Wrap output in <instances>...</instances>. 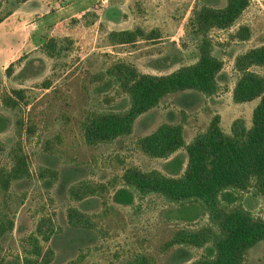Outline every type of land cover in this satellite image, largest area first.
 <instances>
[{
  "label": "rangeland",
  "instance_id": "374dc122",
  "mask_svg": "<svg viewBox=\"0 0 264 264\" xmlns=\"http://www.w3.org/2000/svg\"><path fill=\"white\" fill-rule=\"evenodd\" d=\"M202 2L223 7L227 0H30L0 23V112L9 119L0 131V165H10L13 149L21 145L31 173L7 190L0 185V218L15 222L0 242V264H24V257L31 254L30 236L36 235L43 217L50 218L56 228L50 241L38 235L44 251L54 252L48 264H189L203 254V249L192 247L166 249L165 243L178 228L202 224L204 217L183 221L157 195L133 205L117 204L113 193L128 167L175 175L171 161L177 155L187 160L185 149L165 160L139 148L138 140L162 123L184 122L190 142L207 128L219 105H232V113L244 114L252 125L251 108L259 99L233 102L238 77L235 58L264 44V0H252L232 27L210 32L215 54L224 60L217 94L209 97L194 90L170 94L139 116L129 136L111 143L89 145L82 129L88 113L109 107L105 96L115 99L113 105L123 97L117 92L96 96L93 72L122 60L143 73L165 74L197 60L190 19ZM86 11L97 12L98 20L87 24ZM241 25L251 29L247 41L232 37ZM138 26L159 29L161 38L141 40L134 46L110 43L112 30ZM50 37L62 39L65 45L72 42L64 58H51L40 48ZM254 69L264 73V67ZM12 89H24L26 98L17 108L4 109L1 100ZM224 128L231 131L227 119ZM80 181L97 187V194L73 199L69 188ZM102 186L106 188L101 190ZM242 200L254 215H264L260 198L244 193ZM70 207L88 214L93 226L72 227ZM243 264H264V240L250 248Z\"/></svg>",
  "mask_w": 264,
  "mask_h": 264
},
{
  "label": "trees",
  "instance_id": "16d2710c",
  "mask_svg": "<svg viewBox=\"0 0 264 264\" xmlns=\"http://www.w3.org/2000/svg\"><path fill=\"white\" fill-rule=\"evenodd\" d=\"M28 1L0 0V23ZM251 1L227 0L223 7L202 2L195 7L190 19L191 38L198 51L194 63L182 65L169 73L153 74L143 73L135 65L117 60L93 72L91 82L95 84L96 96L117 92L123 97L113 105L115 99L107 95L103 101L109 107L87 114L82 123L86 143H111L129 136L139 116L159 106L170 94L185 90L198 91L209 97L217 94L221 90L224 60L215 54L210 32L232 27ZM83 16L88 18L87 24H93L99 18L95 11H86ZM232 37L247 41L251 37V29L241 25ZM160 38L159 29L147 31L141 26L109 33L113 46H134L141 40L157 42ZM69 45H65L62 39L50 37L40 48L58 60L66 56ZM255 67H264V44L235 58L238 77L232 90L233 101L244 103L259 99L250 127L243 117H239L233 121L231 132L227 133L221 126V116L216 114L203 132L187 142L184 122L162 123L138 140L139 148L151 157L165 160L185 149L187 160L177 155L171 161L177 171L175 175L158 169L144 171L136 166L128 167L121 176L120 187L113 193L117 204L133 205L136 200L143 201L157 195L183 221L194 222L204 217L206 222L178 228L165 243L166 249L176 246L203 249V254L189 264H243L250 248L264 240V215H254L242 200L244 193H251L260 198L264 206V73ZM12 68V64L7 67L8 74ZM25 98L24 89H12L10 94L3 96L1 106L15 109ZM8 122L9 119L0 112V131ZM23 128L21 122L20 135ZM29 131L34 132L32 128ZM10 160V165H0V185L5 190L13 182L31 176L29 157L21 145L13 149ZM105 188L102 186L101 190ZM97 192V187L87 181H80L69 188L70 196L76 200ZM68 222L77 228L93 226L89 215L76 207L68 209ZM14 225L13 219L0 218V242L14 229ZM55 232L52 220L41 218L36 235L30 236L32 256L29 253V257H24V264L50 263L54 252L52 249L44 251L38 235L44 241H50Z\"/></svg>",
  "mask_w": 264,
  "mask_h": 264
},
{
  "label": "crops",
  "instance_id": "0c3cea01",
  "mask_svg": "<svg viewBox=\"0 0 264 264\" xmlns=\"http://www.w3.org/2000/svg\"><path fill=\"white\" fill-rule=\"evenodd\" d=\"M16 12V11H15ZM14 12V13H15ZM13 13V14H14ZM12 14V15H13ZM11 15V16H12ZM11 16H9V17H11ZM8 17V18H9ZM257 100V99H256ZM234 102V101H233ZM236 103V102H235ZM259 103V102H258ZM256 106H257V104H256ZM255 106V107H256ZM254 107V108H255ZM254 108L252 107L251 108V112L253 113V110H254ZM216 114H219L220 116H221V126H222V128L224 129V131L225 132H227V133H230L231 131H228V130H226L225 128H224V122H225V120L227 119L228 120V126H229V123H231V125H232V123H233V121L235 120V119H237V118H239V116L238 115H240V117H243L244 119H245V122H246V125L248 126V127H250L251 125H250V123H249V119H248V117L246 116V117H244L245 115L244 114H239V112H236V113H232V105H219L218 106V110L216 111ZM215 114V115H216ZM253 115V114H252ZM187 141V140H186Z\"/></svg>",
  "mask_w": 264,
  "mask_h": 264
}]
</instances>
